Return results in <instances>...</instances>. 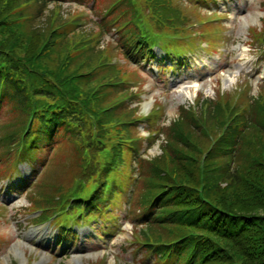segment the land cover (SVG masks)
<instances>
[{"label":"trees","instance_id":"16d2710c","mask_svg":"<svg viewBox=\"0 0 264 264\" xmlns=\"http://www.w3.org/2000/svg\"><path fill=\"white\" fill-rule=\"evenodd\" d=\"M21 1L0 0V111L7 108L0 116V174L30 161L43 207L59 204V193L66 202L73 179L81 182L77 193L95 185L86 196L87 212L99 204L110 211L119 185L136 179L129 214L145 222L151 212L148 226L132 239L141 250L140 264H264V89L250 99L227 97L224 105L202 100L196 112L179 105L178 117L160 129V154L146 159L138 154L142 139L154 138L135 132L143 119L132 105L138 97L117 83L127 68L104 66V51L94 47L118 17V24L125 23L112 53L126 60L144 54L147 45L134 20L135 5H142L121 0L117 13L101 20L98 29L79 30L82 7L63 17L55 4L46 25H40V13L50 1L58 2L34 0L37 9L27 17L19 14ZM90 1L95 14L112 0ZM154 4L145 0L142 8L176 32L185 19L179 9L170 0ZM124 9L128 13L119 15ZM225 116L228 127L219 134ZM39 166L46 175L55 169L54 180H41ZM105 184L111 186L106 194ZM199 185L210 203L201 200Z\"/></svg>","mask_w":264,"mask_h":264},{"label":"rangeland","instance_id":"374dc122","mask_svg":"<svg viewBox=\"0 0 264 264\" xmlns=\"http://www.w3.org/2000/svg\"><path fill=\"white\" fill-rule=\"evenodd\" d=\"M240 2V5L238 4ZM236 0L233 1L235 5V9L233 10L231 16L229 17V26L227 28L229 31L238 37V42L236 45L231 46L230 50H234L230 52V55H221V58L217 55H207L202 52H199L198 55L194 56L197 64L193 63L192 68L190 69H180L175 68L173 74L169 73L168 77L163 73L162 83L159 85L156 83L155 76H152L150 73V69H152L153 65L148 67V74L151 76V79H148L146 83L147 89H150V93L147 94L148 97H153L156 95L159 98H162L165 103V118H171L176 114V106L179 102H183L185 98H193L195 95V90L201 88L203 84V92L205 96H209L213 94V88L215 86L214 81L216 78H219V82L221 83V87L223 89L232 87L231 82L237 79V72L241 71V78L249 79L250 81L254 77L253 84H257L261 76H264V67L259 68L258 70H254L255 66V58L264 59L261 54L255 53L254 55L248 54V47L245 43L247 37V28L249 25H252L256 28L261 21L264 19V10L259 9L258 0ZM246 4V8L245 7ZM66 6V5H65ZM237 6H243L242 10L237 11ZM37 9V8H36ZM36 9H32L29 12H34ZM78 10V7L75 8ZM74 10V11H75ZM51 11V5L40 13V16L37 17L36 23L40 25H46L47 18ZM73 12V11H72ZM63 17H66L71 13L68 8L62 7ZM67 13V14H66ZM65 15V16H64ZM260 18V19H259ZM35 25V24H34ZM107 38L104 44L108 41ZM103 44V45H104ZM116 42H113V45H116ZM219 62V63H218ZM222 62V63H221ZM264 62V61H262ZM157 62L154 60L153 64L155 65ZM228 63V64H227ZM205 66L203 70L199 67ZM219 64V65H218ZM227 64V65H226ZM223 67V72H213L214 68ZM246 72H250L244 76ZM261 82V81H260ZM156 86H162L165 88L166 92H169V95H164L163 93H159L160 90L156 89ZM257 87L254 86V90ZM7 108L3 107L0 111V116L5 117L7 114L4 112ZM168 120V119H167ZM141 128V126H139ZM139 127L137 126V130L135 132H141ZM63 140V137H59L57 139L58 143ZM158 143L153 144L149 149L148 153L153 156L156 152L159 151ZM60 144H52V149L58 150ZM64 161V157L59 156V163ZM59 166H61L59 164ZM43 167L39 166L38 175L41 180H46L51 182L54 180L53 178L57 175V171L53 169V173L42 174ZM16 179V177H14ZM6 180L1 181L0 185ZM62 194L59 193L58 197H61ZM0 199L9 204V208L13 213L12 207H18L25 203V199L23 197L22 191L12 189L10 193L1 192L0 190ZM125 199V196L123 197ZM122 208L123 211H122ZM123 213L125 210V206H122L120 209ZM28 215H25L26 218ZM22 218L21 220H23ZM7 219L10 220V216H7ZM14 221L1 222L0 221V241H5L4 244L0 245V264H13L14 259H17L19 264H28L29 259H32L34 254H37V257L33 260L35 261L39 257H43L44 263H46L51 258V254L54 255L57 260L54 261L53 264H82L88 257L103 258L106 264H113L116 258L120 257L121 259H126L127 262L132 261V253H130L131 248L128 247V242L125 241V237H129V229L130 224H128L122 213L117 216L114 221H110L107 225L106 230H102L101 233L104 235H100L99 230H97L98 236L87 235L85 237L81 236L79 238V242L72 246L65 247L62 245L61 247L52 246L50 241L55 239L56 237V229L53 225H38V226H29V228L35 229L37 232L42 231L44 228L47 229L48 235L44 236L41 233L35 234V236H29L27 239L25 238L24 229H16ZM92 225L97 228L102 227L99 226L98 223L94 222ZM123 230V231H121ZM36 232V233H37ZM106 241H109L111 247L109 248L110 254H105V248H107ZM20 251L23 256L21 259H18L16 251ZM61 259V260H60ZM61 262H60V261ZM60 262V263H59Z\"/></svg>","mask_w":264,"mask_h":264},{"label":"bare ground","instance_id":"6f19581e","mask_svg":"<svg viewBox=\"0 0 264 264\" xmlns=\"http://www.w3.org/2000/svg\"><path fill=\"white\" fill-rule=\"evenodd\" d=\"M42 234H43L44 236H46V235H48V231H47V230H43Z\"/></svg>","mask_w":264,"mask_h":264}]
</instances>
